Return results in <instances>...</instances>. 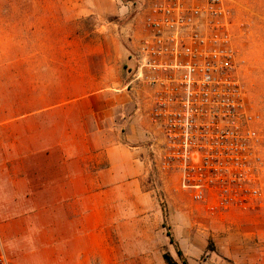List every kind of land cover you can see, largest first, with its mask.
Returning <instances> with one entry per match:
<instances>
[{"label":"crops","instance_id":"1","mask_svg":"<svg viewBox=\"0 0 264 264\" xmlns=\"http://www.w3.org/2000/svg\"><path fill=\"white\" fill-rule=\"evenodd\" d=\"M81 48L85 55L66 61H0L6 254L11 264H167L143 249L156 237L142 219L153 201L144 181L154 142L137 112L135 57L125 49L113 57L107 44ZM113 59L125 69L114 82ZM114 86L120 93L111 92ZM47 132L54 133L49 145Z\"/></svg>","mask_w":264,"mask_h":264},{"label":"built area","instance_id":"2","mask_svg":"<svg viewBox=\"0 0 264 264\" xmlns=\"http://www.w3.org/2000/svg\"><path fill=\"white\" fill-rule=\"evenodd\" d=\"M232 2L125 1L142 18L132 84L147 91L154 167L211 212L264 204V133L239 70ZM0 264H11L1 234Z\"/></svg>","mask_w":264,"mask_h":264},{"label":"rangeland","instance_id":"3","mask_svg":"<svg viewBox=\"0 0 264 264\" xmlns=\"http://www.w3.org/2000/svg\"><path fill=\"white\" fill-rule=\"evenodd\" d=\"M125 1L0 0V61L24 57L66 61L85 55L81 47L97 51L104 44L110 45L113 57L125 49L134 58L142 18L136 6ZM231 6L240 74L264 133V0H233ZM111 65L114 82L125 69H117L114 59ZM133 85L141 91L137 97L142 113L138 115L147 120V91ZM111 92L120 93L117 86ZM69 134L63 133L64 139ZM46 136L48 145L52 144L54 133L47 132ZM0 141L5 142L6 136ZM144 190L153 201L143 211L142 219L156 236L143 245L144 250L163 257L170 254L181 264L169 236L173 234L189 264H264V204L255 210L208 211L179 190L176 175L162 174L154 166L148 169ZM210 246L215 250H208Z\"/></svg>","mask_w":264,"mask_h":264},{"label":"trees","instance_id":"4","mask_svg":"<svg viewBox=\"0 0 264 264\" xmlns=\"http://www.w3.org/2000/svg\"><path fill=\"white\" fill-rule=\"evenodd\" d=\"M171 243L174 244V240L173 239H171ZM208 250L214 251L215 249L210 246V247H208ZM177 254H178V257L180 258L181 264H189L188 260L184 257L182 251L177 249ZM164 259H165L167 264H180L170 254L165 255Z\"/></svg>","mask_w":264,"mask_h":264}]
</instances>
